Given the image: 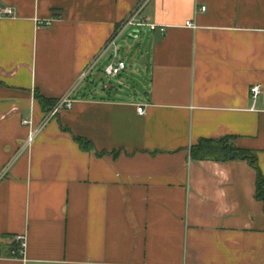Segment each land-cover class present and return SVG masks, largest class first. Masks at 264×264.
Listing matches in <instances>:
<instances>
[{
  "label": "crops",
  "instance_id": "0c3cea01",
  "mask_svg": "<svg viewBox=\"0 0 264 264\" xmlns=\"http://www.w3.org/2000/svg\"><path fill=\"white\" fill-rule=\"evenodd\" d=\"M6 6L0 264H264L255 169L189 155L202 138L232 136L257 152L264 176V0H0ZM137 8L166 27L144 29L142 96L93 77L104 66L78 89ZM72 90V106L47 118L37 93ZM17 234L27 236L21 258L11 257Z\"/></svg>",
  "mask_w": 264,
  "mask_h": 264
},
{
  "label": "built area",
  "instance_id": "2783aa9c",
  "mask_svg": "<svg viewBox=\"0 0 264 264\" xmlns=\"http://www.w3.org/2000/svg\"><path fill=\"white\" fill-rule=\"evenodd\" d=\"M207 7L202 6L200 11H206ZM0 13L4 16H13L14 15V8L10 6H6L5 8L0 9ZM141 9L137 8L132 12V14L122 22L116 29L114 35L109 40L103 50L100 52L99 56L83 71L81 74L78 84L82 83L84 80H87L91 75L94 74L96 69L98 68L99 63L110 53L112 54L109 57L108 63L104 65L103 71L105 75L109 77H119L125 70H127L128 63L125 59H123L120 55V45L119 41L120 38L124 35V33L130 29L135 28L137 29L136 32H140L145 28H150L151 30H159L161 33H165L166 27L159 26L157 24L149 22L145 17L141 16ZM51 20H38V24L40 25H49ZM187 26L195 27V24L192 21L186 22ZM74 90L69 92L67 95L63 96L62 98L58 99L56 105L47 112V118H51L56 116L58 112L63 108H70L75 99H73ZM262 93V86L260 84H254L250 88V95L252 100L255 102L259 98ZM138 112L140 114L144 113V105H139ZM38 129H33L30 132L28 140L26 142V146L30 145L34 140ZM13 248L11 250V257L14 258H21L24 257L25 250H26V242L27 236L25 234H17L12 238Z\"/></svg>",
  "mask_w": 264,
  "mask_h": 264
},
{
  "label": "trees",
  "instance_id": "16d2710c",
  "mask_svg": "<svg viewBox=\"0 0 264 264\" xmlns=\"http://www.w3.org/2000/svg\"><path fill=\"white\" fill-rule=\"evenodd\" d=\"M38 98L44 111H50L58 102V99L47 98L37 93ZM76 141L84 150L93 149L89 140L83 137H77ZM189 155L192 160H214L219 162L246 160L256 171V199L263 202L264 205V176L259 166L257 152L249 149L240 148L235 144L234 137L226 136L222 138H202L198 143L191 146Z\"/></svg>",
  "mask_w": 264,
  "mask_h": 264
},
{
  "label": "rangeland",
  "instance_id": "374dc122",
  "mask_svg": "<svg viewBox=\"0 0 264 264\" xmlns=\"http://www.w3.org/2000/svg\"><path fill=\"white\" fill-rule=\"evenodd\" d=\"M137 29L130 28L120 38V55L128 63L127 70H125L119 77H109L101 74L99 77H95L98 81L115 86L121 89V92L128 93L131 97L140 98L143 94V90L148 85V72L145 66V59L148 58L147 41L145 40L146 33L144 30L136 33L137 37L134 38V31ZM112 54L110 52L98 65L103 67L109 61V57ZM95 73V72H94ZM88 80H84L79 86L80 89Z\"/></svg>",
  "mask_w": 264,
  "mask_h": 264
}]
</instances>
